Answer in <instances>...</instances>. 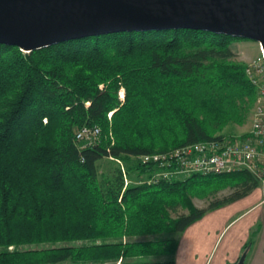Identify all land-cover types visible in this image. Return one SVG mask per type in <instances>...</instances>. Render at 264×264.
Returning <instances> with one entry per match:
<instances>
[{
  "label": "trees",
  "instance_id": "trees-1",
  "mask_svg": "<svg viewBox=\"0 0 264 264\" xmlns=\"http://www.w3.org/2000/svg\"><path fill=\"white\" fill-rule=\"evenodd\" d=\"M235 40L169 30L30 53L0 45V264H175L178 237L190 225L259 187L245 172L130 179L154 171L136 156L245 123L256 94L246 66L231 62ZM92 127L98 142L76 141L77 131ZM213 178L233 192L197 208V188Z\"/></svg>",
  "mask_w": 264,
  "mask_h": 264
},
{
  "label": "water",
  "instance_id": "water-1",
  "mask_svg": "<svg viewBox=\"0 0 264 264\" xmlns=\"http://www.w3.org/2000/svg\"><path fill=\"white\" fill-rule=\"evenodd\" d=\"M169 30L250 40L264 57V0H0V45L23 53L88 37Z\"/></svg>",
  "mask_w": 264,
  "mask_h": 264
},
{
  "label": "built area",
  "instance_id": "built-area-1",
  "mask_svg": "<svg viewBox=\"0 0 264 264\" xmlns=\"http://www.w3.org/2000/svg\"><path fill=\"white\" fill-rule=\"evenodd\" d=\"M260 55L259 62H252L245 69L246 78L256 94L249 131L241 137L222 136L161 153L136 156L142 165H151L154 169L149 184L183 181L194 175L245 172L258 183L264 201V57L261 52ZM99 135L97 127L82 128L76 132L75 139L91 145L97 142Z\"/></svg>",
  "mask_w": 264,
  "mask_h": 264
},
{
  "label": "crops",
  "instance_id": "crops-1",
  "mask_svg": "<svg viewBox=\"0 0 264 264\" xmlns=\"http://www.w3.org/2000/svg\"><path fill=\"white\" fill-rule=\"evenodd\" d=\"M230 224L237 225L230 240L233 250L227 243L222 259L236 264L245 251L243 264H264V201L260 187L237 201L208 211L190 225L182 233L185 242L178 240L174 263L207 264L208 254ZM250 241L251 245L244 250Z\"/></svg>",
  "mask_w": 264,
  "mask_h": 264
},
{
  "label": "rangeland",
  "instance_id": "rangeland-1",
  "mask_svg": "<svg viewBox=\"0 0 264 264\" xmlns=\"http://www.w3.org/2000/svg\"><path fill=\"white\" fill-rule=\"evenodd\" d=\"M230 48L232 52L235 54V57L231 59V62L242 63L245 66H248L252 62H259L261 60L259 46L257 43L253 41L237 39L230 45ZM118 98L121 102L124 101V89L122 87L118 91ZM254 110H255V105L249 112L248 118L246 119L243 125L237 126V125L230 124L226 126L221 132L215 134V137L216 136H223V137H236V136L238 137L239 136L241 137L245 135L251 127V120H252V115H253ZM107 117L108 119H110L111 113H109ZM99 139H100V136L98 140ZM98 140L96 141L98 142ZM80 143L86 144L85 141H80ZM116 163L120 165L121 172L124 176L125 185L130 182V179H131V182L135 184L143 183V182L148 183L149 178L142 177L140 179H137L134 177L133 174L130 176V179L129 178L127 179V177L124 175V167L122 166V164H120L119 161H116ZM99 166H100V169L103 171L109 167V162L103 160ZM221 179L222 178L208 179L209 183H213L212 185L204 184V185L199 186L197 188L196 194L192 198L193 205L196 206L197 208H206L211 202L215 200H220L228 196L230 193H232L233 189L231 187V184L229 183H225L220 186H215V183L221 181ZM181 213H186V212L181 211ZM236 227L237 225L233 227V224H230V226L220 236L216 246L213 248L212 252L208 254L207 264H227L228 263L226 262L227 260L222 259L221 255L227 243H229V246L231 247V251L233 250V246H231L232 244L230 240H231V236L236 230ZM182 236L183 234H181L178 237V240L180 238V242L184 243L186 240V237L182 238ZM63 264H68V263H63Z\"/></svg>",
  "mask_w": 264,
  "mask_h": 264
},
{
  "label": "bare ground",
  "instance_id": "bare-ground-1",
  "mask_svg": "<svg viewBox=\"0 0 264 264\" xmlns=\"http://www.w3.org/2000/svg\"><path fill=\"white\" fill-rule=\"evenodd\" d=\"M259 49H260V47H259Z\"/></svg>",
  "mask_w": 264,
  "mask_h": 264
}]
</instances>
